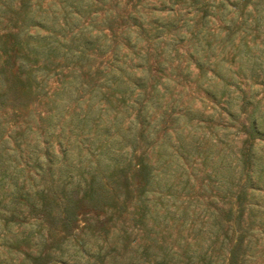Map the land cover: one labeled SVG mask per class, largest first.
Listing matches in <instances>:
<instances>
[{
    "label": "rangeland",
    "instance_id": "374dc122",
    "mask_svg": "<svg viewBox=\"0 0 264 264\" xmlns=\"http://www.w3.org/2000/svg\"><path fill=\"white\" fill-rule=\"evenodd\" d=\"M217 3L204 49L184 39L166 79L151 52L129 96L105 86L94 95V68L112 47L106 28L96 41L106 52L73 56L71 73L61 57L28 54L26 43L54 40L45 28L16 37L21 12L1 14L0 264H264V0L259 14ZM130 6L118 0L114 11L125 18Z\"/></svg>",
    "mask_w": 264,
    "mask_h": 264
},
{
    "label": "trees",
    "instance_id": "16d2710c",
    "mask_svg": "<svg viewBox=\"0 0 264 264\" xmlns=\"http://www.w3.org/2000/svg\"><path fill=\"white\" fill-rule=\"evenodd\" d=\"M14 1L15 0H0V19L1 14L6 15L12 13L15 15L21 12L22 18L20 26L23 28L18 31L16 37L21 36L22 32L29 26L45 28V30L48 31L46 36L53 37L54 40L36 47L26 43L28 54L30 56H38L37 58L40 56L44 57L43 61L46 62L47 60L48 63H51L49 57L51 54L54 59L61 57V62H63L66 67H69L67 69L71 73L76 72L75 69L78 66V62L75 63L72 59L77 55V57H83L82 54L85 53V50L91 51L92 53L95 50V55L104 54L106 50L102 45H105V43L96 44V41L103 35L105 28L111 33L112 38L108 39L112 44L109 53L110 57L108 60L100 62L98 66L94 68L95 71L92 75V79H95L93 84V86H95V88H93L94 95L102 94V97H105V94L108 93L106 89L101 91L102 86H105L107 89L110 88V90H115L116 93H114L113 96L116 94L125 96L127 91L128 94H126V96H129L130 92L137 87L139 81L143 79L140 74L136 73L138 68L141 69H139V73L145 72L147 74L149 71V54L151 52L156 53L154 56L156 58L154 63L159 68L157 72H160V75L164 76L165 79L169 78L172 71L161 72L160 70L163 69V66L167 65L168 61L173 59L170 56L172 51L178 56L177 52L179 46L183 43L184 39H186L187 42L193 41L191 48L195 52L198 53L200 50L204 49V38L201 37V35L202 33L204 34L206 30L203 28L210 17L217 15L218 4L217 0H127L131 2V6L126 13V17L121 18L118 13L114 11V7L117 6L118 0H48L46 4H43V0H18L20 2L19 7L16 6V10L12 11L15 6ZM218 1L219 7L228 8L232 11L251 5L253 9L249 12H257L258 14L260 12L258 6L259 0ZM185 5H187L188 8L185 10L184 15H175L174 17L173 13L172 18L170 17L172 12L179 13L184 9L183 7ZM91 10L93 12L87 20V26H82L80 29L74 31L77 25V17L83 18V15L85 16V13H89ZM98 11L102 12V19L100 21L95 20L98 17ZM160 12L161 14L159 15L158 13ZM118 19L121 20L122 23L116 24ZM260 19L261 16L255 18V20L253 19V29H256L257 32H260ZM130 20H132V22ZM115 24L116 26L118 25L117 31H114ZM241 24L247 28L251 26L250 23L247 22V18H243ZM121 25L122 27H120ZM95 27H97V31L95 35H93L89 30ZM171 28L172 32H170ZM7 30L9 29L7 28ZM65 30L70 33V40H72L74 45L71 44L66 46L67 43L64 39ZM87 32L89 33L88 36ZM56 33L60 34V36H54ZM30 36L31 35H29V37ZM5 37L11 40L13 35L6 32ZM61 37H63L62 43L57 44V40ZM43 38L45 39L46 37ZM104 40L106 41L107 39L105 38ZM77 41L78 45H75ZM263 41L260 43H264ZM206 44L209 45V42ZM124 46L127 47L129 53L132 54L129 58L130 61H132L131 64H126V59H123V57L127 58V53L120 54V50ZM0 51L2 54L6 53L3 49H0ZM79 53L81 54L79 55ZM189 54L191 57L195 53L191 51ZM158 56L160 57L159 59H157ZM201 57L202 54H200V58ZM200 58H197L196 61L197 67L201 68V64L199 63ZM80 62L82 64V60H80ZM46 67V64L42 66V68ZM88 70L91 71V66H89ZM249 71L250 75L258 77L261 75L263 69L260 64L255 62ZM215 74L217 75V72ZM35 76L36 75L33 74V77ZM130 82L134 83L131 88H129ZM96 83L98 84L96 85ZM153 84L152 87L155 88V81ZM139 85V88H141V84ZM88 108H90V106ZM75 119H78V117H75ZM75 121H73L75 122L73 126L78 127L77 124L81 119ZM73 128H71V133H74ZM248 181H250L249 178Z\"/></svg>",
    "mask_w": 264,
    "mask_h": 264
}]
</instances>
